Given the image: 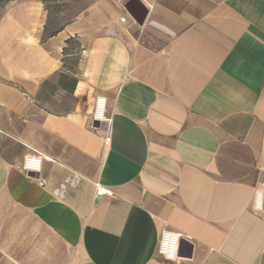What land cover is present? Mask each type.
<instances>
[{
  "label": "crops",
  "instance_id": "0c3cea01",
  "mask_svg": "<svg viewBox=\"0 0 264 264\" xmlns=\"http://www.w3.org/2000/svg\"><path fill=\"white\" fill-rule=\"evenodd\" d=\"M60 17L0 0V264H264V0Z\"/></svg>",
  "mask_w": 264,
  "mask_h": 264
},
{
  "label": "built area",
  "instance_id": "2783aa9c",
  "mask_svg": "<svg viewBox=\"0 0 264 264\" xmlns=\"http://www.w3.org/2000/svg\"><path fill=\"white\" fill-rule=\"evenodd\" d=\"M124 21V19L122 20ZM95 120L100 123L109 124L111 123L110 118H106L104 114V101L102 98H97L95 111ZM110 142V137L107 136L104 139V145L107 146ZM43 156L36 150H31L30 153L23 157L21 162V170L26 173H38L40 170V162ZM40 187L44 186L43 181H39ZM95 194L97 196L112 197L113 192L109 188H106L100 184H95ZM255 209L257 211H263L264 209V194L262 191L256 193ZM180 234L163 231L159 239L158 253L168 260H174L178 255Z\"/></svg>",
  "mask_w": 264,
  "mask_h": 264
},
{
  "label": "rangeland",
  "instance_id": "374dc122",
  "mask_svg": "<svg viewBox=\"0 0 264 264\" xmlns=\"http://www.w3.org/2000/svg\"><path fill=\"white\" fill-rule=\"evenodd\" d=\"M50 9L52 16L61 14V20L64 24L73 14L74 10L79 7V0H42Z\"/></svg>",
  "mask_w": 264,
  "mask_h": 264
},
{
  "label": "water",
  "instance_id": "95a60500",
  "mask_svg": "<svg viewBox=\"0 0 264 264\" xmlns=\"http://www.w3.org/2000/svg\"><path fill=\"white\" fill-rule=\"evenodd\" d=\"M95 126L98 127V126H99L98 123H95ZM29 176H30V177H33L34 174H33V173H29Z\"/></svg>",
  "mask_w": 264,
  "mask_h": 264
}]
</instances>
